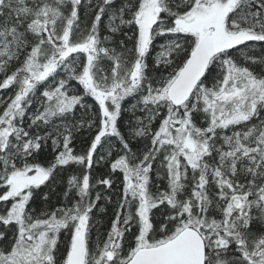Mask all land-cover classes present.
Listing matches in <instances>:
<instances>
[{
  "label": "snow or ice",
  "instance_id": "6c2138e0",
  "mask_svg": "<svg viewBox=\"0 0 264 264\" xmlns=\"http://www.w3.org/2000/svg\"><path fill=\"white\" fill-rule=\"evenodd\" d=\"M0 264H264V0H0Z\"/></svg>",
  "mask_w": 264,
  "mask_h": 264
},
{
  "label": "trees",
  "instance_id": "16d2710c",
  "mask_svg": "<svg viewBox=\"0 0 264 264\" xmlns=\"http://www.w3.org/2000/svg\"><path fill=\"white\" fill-rule=\"evenodd\" d=\"M255 71L259 72V71H260V69H259V68H256V69H255ZM126 119H127V117H126ZM49 159H51V156H49ZM52 203H53V205H55V204H56V197H55V196H53ZM111 211H112V209H111V208H109V213H110V214H111Z\"/></svg>",
  "mask_w": 264,
  "mask_h": 264
}]
</instances>
